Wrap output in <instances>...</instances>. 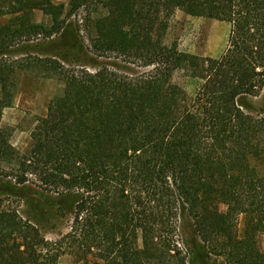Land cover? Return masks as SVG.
I'll return each mask as SVG.
<instances>
[{"label":"trees","instance_id":"1","mask_svg":"<svg viewBox=\"0 0 264 264\" xmlns=\"http://www.w3.org/2000/svg\"><path fill=\"white\" fill-rule=\"evenodd\" d=\"M68 16L92 6L89 53L117 54L143 73L66 67L57 59L13 50L41 34L60 33L64 4L9 0L0 15V118L12 105L17 70L39 69L63 82L31 132L28 150L0 127V194L18 206L0 210V264H264V116L252 100L264 93V0H69ZM176 9L229 24L218 57L180 51L162 40ZM41 10L50 27L22 21ZM45 35V36H46ZM181 69L197 80L193 96L171 82ZM33 192L41 198V203ZM225 204L227 211L220 210ZM244 215L242 237L235 217ZM50 217L68 230L45 238Z\"/></svg>","mask_w":264,"mask_h":264},{"label":"rangeland","instance_id":"2","mask_svg":"<svg viewBox=\"0 0 264 264\" xmlns=\"http://www.w3.org/2000/svg\"><path fill=\"white\" fill-rule=\"evenodd\" d=\"M9 0H0V7L6 8ZM55 4H64V16L66 19L60 33L52 35L41 34L27 44L20 45L13 50L12 57H23L27 51L30 55L50 57L57 59L66 67L85 68L89 71L97 70L100 65L116 68L121 74L143 73L150 67L141 66L140 61H134L117 54H105L97 62L89 53L90 40L95 36L94 19L106 14L101 6H92L89 9H80L70 16L69 0H52ZM0 25L8 22L13 15L3 14ZM22 21L30 23H42L50 27L51 19L41 10L23 11L19 14ZM162 40L165 44L176 43L180 51L200 56L218 57L224 50L229 33V24L225 21L202 16H192L180 9H176L167 17ZM46 35V36H45ZM15 82V95L10 107L3 110L0 118V127L7 128L10 133V143L19 152L29 149L31 132L36 121L46 115L49 102L63 92L64 84L56 77L43 76L39 69L28 71L17 70L12 78ZM171 82L182 87L189 96H193L197 87V80L190 78L181 69L175 70L171 76ZM250 112L253 115L264 116V93L252 100ZM251 164L257 165L261 173L264 172V159L251 158ZM30 191L38 192L37 188ZM42 199L38 198L41 203ZM21 203L10 196L0 194V210L18 206ZM221 211L226 212L227 206L220 204ZM19 210H25V204L21 203ZM235 230L237 237H242L244 230V215L237 214L235 217ZM39 229L47 240L54 241L59 234L68 230L65 221L50 217L48 222L38 224ZM258 244L264 252V231L258 235ZM58 264L76 263L70 254H63L58 259ZM206 264V262H204ZM207 264H228L222 257H210Z\"/></svg>","mask_w":264,"mask_h":264},{"label":"crops","instance_id":"3","mask_svg":"<svg viewBox=\"0 0 264 264\" xmlns=\"http://www.w3.org/2000/svg\"><path fill=\"white\" fill-rule=\"evenodd\" d=\"M2 17L0 16V21H1ZM261 250V249H260ZM262 251V250H261Z\"/></svg>","mask_w":264,"mask_h":264}]
</instances>
